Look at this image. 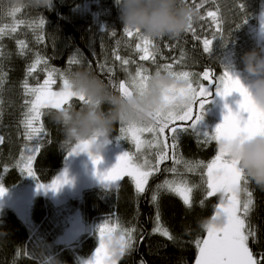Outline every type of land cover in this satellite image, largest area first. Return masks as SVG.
Wrapping results in <instances>:
<instances>
[{
	"label": "trees",
	"instance_id": "obj_1",
	"mask_svg": "<svg viewBox=\"0 0 264 264\" xmlns=\"http://www.w3.org/2000/svg\"><path fill=\"white\" fill-rule=\"evenodd\" d=\"M195 2L200 3L201 0ZM240 2L246 3L248 7L249 21L236 30L235 24L241 23L238 9ZM187 3L192 5L193 0H187ZM263 5L264 0H207L204 7L199 10V15L206 17L208 10L219 9L224 21L222 34L225 38H229L230 34L232 36L228 46L223 47V42L220 41L221 33H216L217 39L213 45L212 55L203 52L201 41L193 39L191 33L185 32L178 38L164 37L156 41L161 54L157 56L154 64L150 60L140 61L139 54L128 47L129 44L134 46L137 41L125 37L115 0H52L48 8L34 7L30 0H0V27L11 26L17 20L24 21L16 33L0 39V76L4 77V83L0 87V136L5 138V142L0 145V184L7 191H11L31 182L37 183L33 178L21 174L15 166L25 145L32 146L31 142L24 139L23 128L20 125L25 98L21 85L25 79L26 68L33 61L35 53L39 52L48 58L52 68L66 73L81 67V64L68 63L69 57L76 54L84 67L89 68L117 94H120L119 82L127 80L128 77L120 62L114 60V51L136 62L126 66L132 73L135 72L137 64L143 65L149 73L154 74L158 65L172 63L174 71L202 73L206 68H210L216 75L222 74L227 64H230L236 72L243 74L239 70L242 68L239 58L247 51L264 48V39L261 43L254 36L255 29L260 26ZM18 6L21 11L14 17L10 16L11 9ZM40 18L46 20L42 29L28 26L31 22H38ZM193 26L201 40L212 38L215 28L211 18L200 20L197 17ZM102 29L105 31L101 32ZM112 30L117 33L115 37L111 35ZM37 34L45 37L43 42L36 40ZM19 40H24L28 45L25 49L27 54L24 56L19 54ZM117 40L121 41L119 46L116 45ZM165 44L172 47H165ZM181 53L184 54L183 58ZM99 63H106L104 71L99 69ZM108 67L114 69L111 81L116 84V88L109 82ZM34 76L42 83L45 73L38 69ZM28 81L31 85L37 83V80L31 77ZM204 83L207 84L206 81ZM61 86L62 82L57 78L53 90L59 91ZM233 96L235 95L228 97V99L232 97L230 102L239 98ZM239 101L231 104L232 111L238 110ZM70 103L77 109L83 105L75 97ZM107 107L104 106L105 110ZM210 107L211 103L206 109L209 110ZM43 111L49 113L42 117L49 135L45 138L33 167L41 182L47 184L65 168L69 152L61 148L62 129L51 119V114L55 110ZM119 128V124L114 127L110 143L101 155L102 162L98 166L95 165L94 176L90 177L91 183H88L89 180L86 181L78 195L55 205L43 194H34L28 210L29 221L20 218L9 207L1 210L0 234L3 235H0V264H45L46 258L51 259L47 264H83L98 247L97 232L91 233L89 226L106 218L119 219L124 227L136 228L134 235L137 237V244L130 253L121 258L119 264H140L141 259L146 264H194L197 256L194 241L197 237H206L203 225L214 215V205L218 203V197L207 199L201 206L200 200L203 195L202 191L198 190L194 193V203L189 209L178 196L162 195L159 205L161 218L177 240L174 243L158 234L148 235L153 228L156 212V208L150 203L151 190L166 176L171 178V175L161 172L150 179L148 191L139 197L128 177L120 181L118 190L111 191L102 184L96 172H104L103 168L109 162L111 164L115 156L119 157L125 151H135L130 140L118 139ZM203 139L200 138L201 141ZM48 140H51V143H48ZM33 144L35 145L36 141H33ZM216 150L217 145L214 141L205 145L198 142L197 137L181 133L178 152L186 159L207 164L215 157ZM161 167H171V161H167ZM187 178L197 183L200 180L198 174H188ZM95 181H98V184H94ZM249 188L253 191L256 205L252 220L259 236V243L250 242V247L254 252L260 253L264 252V190L259 189L251 181ZM75 213H80L85 228L88 227L89 231H85L80 240L71 245L56 244L57 238L63 234ZM142 232L144 240L141 243L139 237Z\"/></svg>",
	"mask_w": 264,
	"mask_h": 264
},
{
	"label": "snow or ice",
	"instance_id": "obj_2",
	"mask_svg": "<svg viewBox=\"0 0 264 264\" xmlns=\"http://www.w3.org/2000/svg\"><path fill=\"white\" fill-rule=\"evenodd\" d=\"M182 3H187V0H182ZM205 3H207V0H201L200 3L193 0L191 6L199 13ZM238 9L241 23L235 24L236 30H239L249 21L246 3L240 2ZM20 11L19 6L13 7L9 15L14 17ZM206 17L211 18L212 25L215 28L211 39L204 38L201 40V37L196 34L193 23L189 25L186 33H191L193 39L201 41L204 53L212 55L213 45L217 39L216 33H221L220 41L223 42V47L228 46L232 36L230 34L229 38H225L222 34L224 21L219 9L215 11L208 10ZM206 17L198 15L200 20H205ZM22 24H24V21L17 20L11 26L4 25L0 27V39L16 33L18 27ZM45 24L46 20L40 18L38 22H31L28 26L34 29H42ZM261 29L264 31V22L261 23ZM104 31L101 30V32ZM123 32L129 40L134 39L137 41L134 46L129 44L128 47L133 48L134 52L139 54L140 61L150 60L152 63H156L157 56L161 54L160 46L156 41L144 36L139 30L123 28ZM116 34V31L112 30L111 35L115 37ZM44 39L43 35H36L38 42H43ZM120 43V40L116 41L117 46ZM18 45L19 54L21 56L26 55L25 49L28 48V45L25 41L19 40ZM165 47L171 48L172 45L165 44ZM113 55L114 60L120 62L128 77L127 80L119 82L120 94L131 95L134 90L142 91L152 76L148 69L137 64L135 72L132 73L126 66L130 63H136L134 60L122 57L118 51H114ZM183 55L181 53V58H183ZM81 62L76 54L70 56L68 60L70 65L80 64ZM88 63L91 66V61ZM41 65H43L42 68ZM98 67L101 71H104L106 63H99ZM38 69L45 73L42 83L39 82L38 77L34 76ZM161 71L168 72L188 82L186 89H180L178 92L177 90H171L173 95H166L165 101L171 103L175 100L177 94H187L191 102L179 111L170 110L157 113L155 122L151 124L138 126L121 124L118 139L130 140L135 147V151H125L118 157L117 163L110 170L106 172L97 171V178L112 191L113 189L118 190L120 181L128 177L134 184L135 192L139 197L148 191L150 179L161 172L169 173L171 178L166 176L151 190L150 203L156 208V212L153 218V228L148 235L158 234L174 243L177 237L165 226L159 211L162 195L174 194L178 196L189 209L193 206L194 193L198 190L202 191L203 195L200 200L201 206L204 205L207 199L218 197V203L214 205V215L203 225L206 237H197L194 241L197 249L194 264H264V252L256 253L250 247V242L253 244L259 243L258 229L252 220L256 205L253 191L249 188L250 180L246 173L239 168V162L229 159L226 151L219 147L222 141L230 142L237 138L248 140L256 136H264V107L255 104L239 76L234 75L229 68H225L222 74L216 75L210 68H206L202 73L188 70L174 71L173 64L166 63L158 65L155 73L159 74ZM107 73L110 78L109 82L112 83L111 76L114 74V69L108 67ZM68 74L52 68L48 63V58L37 52L33 61L28 64L25 79L22 81L21 86L25 98L20 125L23 128L24 139L31 142L32 146L25 145L15 166L21 174L36 180L38 190L56 192L65 184L71 183L67 173L55 177L50 183H42L33 167L45 143V138L49 135L42 120V117L49 113L43 110H60L65 106H72L70 101L74 97L83 104L87 103L84 97H77L68 90ZM30 77L37 80L35 85L29 84L28 78ZM57 78L62 82V86L59 91H54L53 85L57 83ZM3 83L4 77L0 76V87ZM112 87L116 88L117 86L112 83ZM213 87L216 95L221 99H225L233 93H238L241 99L238 103V110L235 112L225 104L227 114L224 115L223 121L215 127L214 131L209 133L198 126L205 118L206 106L211 103L209 97L212 95L210 89ZM181 133L191 134L197 137L198 142L205 145L214 141L217 145L215 157L207 164L203 161L184 158L178 152ZM201 137L204 138L202 141L200 140ZM33 141H36L35 145ZM4 142L5 138L0 136V145ZM47 142L51 143V140ZM87 150L88 142H83L77 144L69 152V155H79L87 152ZM90 159L96 166L102 162L99 157L90 156ZM169 160L171 161V167L162 168L161 166ZM201 169L203 171H200ZM7 170L6 167L5 171ZM188 174H198L200 176L199 183L189 180L187 178ZM6 191V188L0 184V197H3ZM220 218L224 222L222 225L217 226L214 222ZM97 231L98 247L95 248L94 254L87 261V264H119L121 258L130 253L134 245L137 244V237L134 235L136 228L124 227L119 219L106 218L98 226ZM143 240L144 234L142 232L139 242L142 243ZM45 264H47L46 261ZM140 264H146V262L141 259Z\"/></svg>",
	"mask_w": 264,
	"mask_h": 264
},
{
	"label": "clouds",
	"instance_id": "obj_3",
	"mask_svg": "<svg viewBox=\"0 0 264 264\" xmlns=\"http://www.w3.org/2000/svg\"><path fill=\"white\" fill-rule=\"evenodd\" d=\"M119 8V19L124 28L139 30L144 36L157 41L164 37L178 38L185 33L199 13L182 0H115ZM34 7L48 8L52 0H30ZM245 87L252 100L264 107V48L245 52L240 58ZM81 67L68 74V90L87 103L79 109L65 106L51 114L52 121L62 129L61 148L67 152L80 143L88 142L89 157L101 158L110 143L116 125H142L155 122L157 113L182 110L191 101L187 94H177L171 103L165 101L171 90L186 89L184 79L161 71L152 74L142 91L131 95L111 91L89 68ZM242 81V80H241ZM107 105L105 110L104 106ZM229 159L239 162L249 180L264 190V136L252 139L222 141ZM81 154V153H80ZM217 219V226L223 224Z\"/></svg>",
	"mask_w": 264,
	"mask_h": 264
},
{
	"label": "rangeland",
	"instance_id": "obj_4",
	"mask_svg": "<svg viewBox=\"0 0 264 264\" xmlns=\"http://www.w3.org/2000/svg\"><path fill=\"white\" fill-rule=\"evenodd\" d=\"M260 15V26L255 29L254 36L262 43V40L264 39V31H262L261 29V23L264 22V5L262 13ZM227 68H229V70L232 71L234 75L239 76L243 84H247V81L243 78V74L236 72L230 64H227ZM210 91L212 92V95L209 97V99L211 100V107L209 108V110L205 108V118L198 127L208 131L209 133H212L215 127L223 121L224 115L227 114L225 104H227L230 108L231 104H233L234 102H238L241 97L238 93H233L232 95L238 96L239 98H236L235 101L230 102V99L232 97L229 99L228 97L225 99H221L216 95L215 88H211ZM68 157L69 158L67 165L58 176L67 173V177L71 181V183L65 184L59 191L56 192L38 190L37 183L33 182L25 186L17 187L14 190L6 191V194L3 197H0V212L4 208L9 207L13 209L20 218L25 221H29L28 210L34 194H43L46 198H49L50 201L55 205H60L70 200L75 195H78L86 184V181L89 180L88 183H91L90 177L94 176L93 174L95 173L96 168L92 163V160L86 153H81L79 155H69ZM117 159L118 157L115 156L112 163L110 164L109 162L106 167L103 168V171L105 170L104 172H106L110 170L117 163ZM94 184H98V181H95ZM104 221L105 220H99L92 226H89L90 232H97L96 235H98V226L101 225ZM89 229L88 227L85 228V224L80 213H75L70 218V221L63 234L57 238L56 244L71 245L74 242H78L81 235H83L85 231H89ZM93 254L83 264H87V261L92 258ZM50 260L51 259L46 258L47 263L51 262Z\"/></svg>",
	"mask_w": 264,
	"mask_h": 264
}]
</instances>
